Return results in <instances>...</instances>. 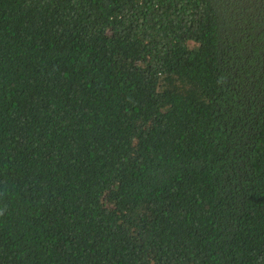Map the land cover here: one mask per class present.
Masks as SVG:
<instances>
[{
	"label": "trees",
	"instance_id": "trees-1",
	"mask_svg": "<svg viewBox=\"0 0 264 264\" xmlns=\"http://www.w3.org/2000/svg\"><path fill=\"white\" fill-rule=\"evenodd\" d=\"M0 264H264V0H0Z\"/></svg>",
	"mask_w": 264,
	"mask_h": 264
}]
</instances>
